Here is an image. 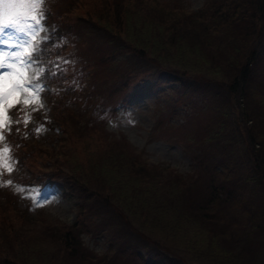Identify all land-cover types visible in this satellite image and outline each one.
I'll return each instance as SVG.
<instances>
[{
	"label": "trees",
	"instance_id": "16d2710c",
	"mask_svg": "<svg viewBox=\"0 0 264 264\" xmlns=\"http://www.w3.org/2000/svg\"><path fill=\"white\" fill-rule=\"evenodd\" d=\"M65 1L61 12L110 45L95 64L108 72L116 68V56L128 63L116 72L115 79L121 82L109 91L115 103L94 107L96 117L90 115L85 102L90 97L79 98L76 87L64 83L67 74L53 64L61 46L48 49L52 41L46 40L35 56L45 65L41 83L49 88L45 94L53 97L51 117L37 116V120L49 128L54 121L62 133L49 144L29 142L19 133L10 138L28 149L21 160H29L39 172L28 182L43 186L61 178L69 189L79 192L89 213L100 217L103 225L119 228L125 249L111 258L96 256L82 245L86 217L79 218L80 223L45 224L40 213L35 218L29 210L19 211L7 190L5 195L0 192V264H27L26 256L39 250L29 251L27 245L36 231H42L37 238L48 240L52 250L48 257L28 260L30 264H54L59 258L66 264H121L128 257L193 264L189 261L193 255L174 246L186 244L185 236L189 238L182 229L185 221L192 226L194 239L204 245L210 240L208 260L220 257L224 264L257 260L264 246V135L262 125H255L256 119L264 121V0H207L203 10L191 12L146 6V0H104V21L75 12L84 0ZM170 55L176 62L182 60L180 67L167 61ZM161 74L164 81L179 84L180 99L199 94L196 99L206 104V95L211 94L219 116L207 128L218 137L215 142L211 137L209 143L194 141L193 150L184 147L192 160V169L185 174H172L148 162L141 151L129 148L126 139L118 140L105 131V112H113L119 98L128 97L142 76ZM77 144L103 149L96 157L81 159L74 149ZM214 144L222 147L215 150ZM34 153L40 161L30 158ZM160 175L164 179L166 175L163 183L156 181ZM132 196L141 203L131 201ZM140 249L151 256L138 253Z\"/></svg>",
	"mask_w": 264,
	"mask_h": 264
},
{
	"label": "rangeland",
	"instance_id": "374dc122",
	"mask_svg": "<svg viewBox=\"0 0 264 264\" xmlns=\"http://www.w3.org/2000/svg\"><path fill=\"white\" fill-rule=\"evenodd\" d=\"M103 1L84 0L82 6L76 9L75 12L89 13L92 18L104 21L103 17H101L104 11L103 8L101 10ZM206 1L159 0V3H155L152 0H146L145 2L146 6L150 4L158 7H175V9H184L191 12L203 10ZM65 2V0H45L43 6L44 20L42 22L45 31L39 33V36H46L47 39L52 41L47 46L49 49L54 44L61 46L60 54L54 63H58L63 72L67 74V79L64 83L74 85L80 95H78L79 98L86 100L90 97L88 101H85L87 103L86 106H90L88 110L90 115L96 117L94 107L103 108L102 104H106L108 101L109 104L115 103V100L111 99L109 91L121 82V79H115L117 77L116 72L119 73V70H124L128 63L121 60L122 56H116L115 60H118L116 68L108 72L102 66L95 64V61L106 53L110 45L107 40L96 37L92 30L82 27L73 18H68L61 12L66 7ZM57 30H59L58 39L54 38ZM6 32L21 41L27 39L24 34L16 29L9 28L6 29ZM3 47L5 46L0 45V48ZM12 51H18V49H12ZM262 52L264 59V49ZM164 55L166 54L162 56ZM38 61L40 62V59ZM167 61L173 65H178V67L182 63L180 58L176 62L175 57L172 55L169 56ZM0 71H6V69H0ZM161 76L163 74L159 75L158 78L150 77V75L144 78L142 76V80L137 83V87H132L127 92L128 97L125 95L121 96L113 112H105V131L107 135L118 140L121 138L126 139L131 144L129 148L135 149L133 150L135 152L141 151L148 162L155 163L172 174H185L191 171L192 160L184 147L193 150L194 141L203 140L205 143H209L211 137H214L212 141L215 142L218 137L208 131L207 128L216 122L219 116L217 110L212 107L214 98L211 94L206 95V98H209L206 104H204V100L196 99L199 94L192 95L191 99L187 97L180 99L179 84L169 80L164 81L163 78H160ZM43 85L44 91L40 94L43 107H40L39 104H30L22 111L20 104L13 103V106L6 110V117L10 118V122L5 117L0 116V121H3L5 125L0 127V136H2L0 149L10 146L13 163L12 172H8L6 168L0 166V181L9 179L13 181L12 185L4 184L0 186V192L5 195L8 190L11 196L14 197L13 201L19 211L29 210L28 212H31L32 217L35 218H38L40 213L45 216L44 223L48 225L51 223L54 226L53 224L57 223L58 220L67 224L80 223L81 220L79 218L86 217L83 226L84 231L81 235L82 245L96 256L111 258L117 251L125 249L118 235L119 228L110 224L103 225L100 217H95L89 213L88 209L82 206L79 192L69 189L61 178L51 180L43 186L28 182V180H33L34 175L39 172L30 164L29 160L25 162L21 160L20 156L27 154L29 152L28 149L20 148L19 143L13 142L10 138V135L17 136L18 132H20L23 135L18 134V137H22L29 142L49 144V142L52 143L53 141L54 143L58 140L57 136L61 135L62 132L57 129V124L53 121L52 127L50 126L49 128L35 117L36 115L47 119L51 117L49 107L53 97L45 94V91L49 90V88L47 85ZM198 92L201 93L202 91ZM18 99H23V95L21 94ZM202 104L204 107H202ZM261 113L264 114V102L262 103ZM27 117H30V119L25 123L24 121ZM255 123L256 126L262 125L261 130L264 135V121L256 119ZM37 128L40 131H36ZM29 129L33 132L29 133ZM99 134L102 135L103 132ZM49 135H52L51 141ZM28 136H31L30 140ZM221 147L222 144H214L213 148L216 150ZM74 149L78 151L77 155L81 159H87L89 156L96 157L103 148L95 145H89V148H85L83 144H77ZM199 152L203 154L201 151ZM30 158L35 161L41 160L37 153L31 154ZM160 171L166 172L165 170ZM165 179L160 175L156 181L163 183ZM18 187H23L24 191H17ZM37 196H39V200L36 199ZM128 197L129 193L125 195V199H128ZM132 197L135 198H130L131 201L141 203L140 198L137 196ZM134 206L138 207V204L134 203ZM13 217L16 220L17 215ZM13 222L17 225H23V229L29 228L27 224L24 225L21 221ZM37 227L41 230V227ZM182 229H184L183 232L189 238L185 236L187 239L186 244L182 246L175 244L174 246L184 254L193 255L192 259L189 258V261L193 264H224L220 257L208 260L206 255L210 254L211 251L209 247L210 240L208 239V243L204 245L199 239H194L195 235H192V226L189 221L184 222ZM36 232V235L34 234L27 245L31 248L29 251L34 247L39 250L37 254L34 253L28 259L26 256L27 264H30L28 260H33V257H36L37 260L41 259L45 254L48 257L49 252L52 250L48 240L37 238V236L43 235L42 231ZM42 242L47 244L42 245ZM221 252L220 250L219 254ZM138 253H144L148 258L151 256L145 249H140ZM60 255L62 256V252ZM48 260L50 259L48 258ZM62 260L64 259L59 258V260H54L53 263H60ZM150 260L128 257L121 264H181L178 260H164L162 257ZM249 261L251 262L250 264H264V246L259 249L257 260ZM239 262L240 260L237 261V263ZM60 264L66 263L61 262Z\"/></svg>",
	"mask_w": 264,
	"mask_h": 264
},
{
	"label": "snow or ice",
	"instance_id": "6c2138e0",
	"mask_svg": "<svg viewBox=\"0 0 264 264\" xmlns=\"http://www.w3.org/2000/svg\"><path fill=\"white\" fill-rule=\"evenodd\" d=\"M45 0H0V116L6 117V110L13 103L20 104L21 110L30 104H39L43 107L40 94L44 91L41 79L44 76V68L41 67L35 53L39 51L40 40L47 39L39 36L44 32L43 27ZM30 21V22H29ZM13 28L24 34L27 39L21 41L10 35L6 29ZM18 49V51H12ZM23 95V99H18ZM30 117L25 118V123ZM17 122H19L17 120ZM0 121V127H4ZM36 131H40L39 128ZM2 139V136H0ZM0 166L13 171L10 146L0 149ZM12 185V180L0 181V186ZM17 191L23 192V187ZM39 200V196L36 197Z\"/></svg>",
	"mask_w": 264,
	"mask_h": 264
}]
</instances>
